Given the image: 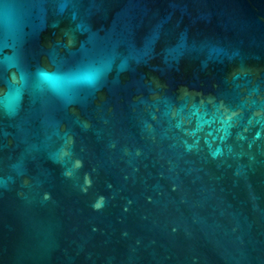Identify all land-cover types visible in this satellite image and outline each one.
<instances>
[{
    "label": "water",
    "instance_id": "95a60500",
    "mask_svg": "<svg viewBox=\"0 0 264 264\" xmlns=\"http://www.w3.org/2000/svg\"><path fill=\"white\" fill-rule=\"evenodd\" d=\"M0 264H264V0H0Z\"/></svg>",
    "mask_w": 264,
    "mask_h": 264
},
{
    "label": "snow or ice",
    "instance_id": "6c2138e0",
    "mask_svg": "<svg viewBox=\"0 0 264 264\" xmlns=\"http://www.w3.org/2000/svg\"><path fill=\"white\" fill-rule=\"evenodd\" d=\"M42 75H43L46 79H52V77H48L47 74L42 73Z\"/></svg>",
    "mask_w": 264,
    "mask_h": 264
}]
</instances>
